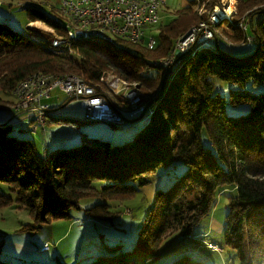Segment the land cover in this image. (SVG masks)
I'll return each mask as SVG.
<instances>
[{
    "label": "trees",
    "instance_id": "obj_1",
    "mask_svg": "<svg viewBox=\"0 0 264 264\" xmlns=\"http://www.w3.org/2000/svg\"><path fill=\"white\" fill-rule=\"evenodd\" d=\"M194 2L169 22L162 18L159 38L146 32L138 43L126 37L114 44L76 38L71 40L72 52L66 44L55 47L49 37L38 40L0 20L2 87L15 95L18 83L37 71L75 74L94 82L104 70H112L142 93L152 94L164 82L165 66L155 62L170 56L180 36L205 19L192 10ZM213 2L218 5L220 0ZM26 10L30 21H43L60 37L67 36L66 23L51 17L41 4L31 3ZM213 26V47L175 54L179 67L163 96L150 103L152 111L127 116L129 123L150 117L131 141L111 144L93 138L71 147L50 149L46 144L40 152L33 139L11 134L13 120L1 122L0 184L9 192L0 189V207L15 200L39 226L69 219L73 209L83 208V198L99 194L103 200L89 210L95 219L114 224L125 209L115 208L112 201L131 200L141 188L163 179L151 205H140L143 221L136 243L127 249L121 243L107 245L112 252L81 264H201L187 256L164 263L160 245L176 231L192 237L219 195L232 189L225 243L237 251L241 264H264V0H239L236 15ZM150 36L156 39L153 48L148 46ZM238 44H255L256 53L234 56L228 48ZM68 98L60 106L46 102L47 113H55ZM11 103L0 96V108ZM57 116L50 122L73 119ZM171 169L181 171L164 186ZM0 264L15 263L0 258Z\"/></svg>",
    "mask_w": 264,
    "mask_h": 264
},
{
    "label": "rangeland",
    "instance_id": "obj_2",
    "mask_svg": "<svg viewBox=\"0 0 264 264\" xmlns=\"http://www.w3.org/2000/svg\"><path fill=\"white\" fill-rule=\"evenodd\" d=\"M45 1L0 0V20L8 22L16 30L25 32L38 40L49 37L53 41L55 37H60L54 28L43 21H30L26 10L27 5L39 3L51 17L65 24L67 17L65 18L60 11L61 1L50 0L51 5L46 4ZM190 1L163 0L160 9L163 21L169 22L179 13V9L188 5ZM238 1L220 0L218 5H214L213 0H196L192 10L205 15L204 20L211 19L213 23H218L221 21L218 20V14H221L223 19L233 18L236 15ZM230 8L234 10L233 13L230 12ZM259 17L260 14L255 18V21ZM162 18L161 21L155 24L156 26H145L144 30L147 36L154 35L159 38L160 26L157 25L162 23ZM216 20L218 22H215ZM66 30L67 36H63L64 39L69 38L68 28ZM198 37L199 33H195V38L197 39ZM85 39L102 40L100 37H88ZM202 42L199 44H202ZM110 43L114 44V42ZM44 44L47 45L46 42ZM63 44H66L68 48L67 43ZM201 47L203 46L201 45ZM199 48L200 46L194 51ZM228 49L234 56L243 57L256 53L257 47L255 44L251 48L238 44L236 46L230 45ZM60 50L64 52L63 49ZM69 51L72 52L74 50L71 49ZM178 67L179 64L177 66L172 64L166 75L170 73L172 79ZM40 72L41 74L47 73V71L34 72L21 81ZM104 72L114 75V77L108 76L106 82L109 83L113 98L119 100L121 97L119 90L125 91L123 82L112 70H104ZM94 82L102 83V78ZM169 84L170 81L164 84V86L166 85L165 87L158 86L154 92L155 94L153 93L154 102L163 96ZM129 86L133 87L134 84H129ZM115 91H118L119 94H116ZM162 91L165 92L162 93ZM52 93L53 98L44 100L45 103L50 102L54 106H60L66 97H69L61 89H55ZM27 94L25 95L28 97ZM0 96L11 101H14L16 97L14 104H10L18 112L11 119L13 120L11 134L13 136L33 139L37 142L40 152H43L44 145L46 144L49 145L50 149L61 146L71 147L84 141L93 142V138H100L103 141H109L111 144L131 141L150 118L136 119L127 125H116L107 121H89L83 118L84 109L80 107L76 108L74 116L71 115L73 118L71 122L67 124L51 122L50 124L51 115L47 113L48 108H46V111H39L37 113L36 110H39V108L29 101L23 103L24 106H20L18 97L13 93H8L2 87L1 82ZM69 98H75L80 101L77 97L70 96ZM121 106L124 107L125 103L121 102ZM62 116H67V113H63V115L56 118ZM31 117L34 120L30 119ZM102 143L97 146H100ZM179 170L181 171V169ZM179 170L171 169L166 174L169 178L164 179L163 185L170 184L176 178V173L180 172ZM162 180L141 188L137 196L131 200L123 202L112 201L115 208L125 209V213L120 217V220H116L114 224L95 219L96 216L93 214V211L89 210L92 206L103 200L99 194L83 198V208L73 209L72 217L69 219L41 223L39 226H37L31 217L29 209L14 200V203L0 207V258L12 261L15 264H81L95 258L99 254L112 252L108 246L121 243V248H131L137 241L138 229L143 221L139 209L140 205L143 203L151 205V198ZM0 189L9 192V188L5 183L0 184ZM234 193L235 191L232 189H227L219 195L213 211L196 226L192 237H185L179 231L165 237L160 245L159 259L164 263H168L179 256H187L190 259L197 260L201 264H241L237 251L225 243L226 215L229 211V199ZM210 241L217 243L220 248L217 250L212 249L209 246Z\"/></svg>",
    "mask_w": 264,
    "mask_h": 264
},
{
    "label": "built area",
    "instance_id": "obj_3",
    "mask_svg": "<svg viewBox=\"0 0 264 264\" xmlns=\"http://www.w3.org/2000/svg\"><path fill=\"white\" fill-rule=\"evenodd\" d=\"M162 4L163 0H61L60 11L65 18L67 17L66 28H68L69 38L55 37L52 41L53 46L57 47L67 43L71 50V40L80 37H100L114 43L119 37H126L136 43L143 42L145 26L155 25L161 21ZM218 18L219 21L223 19L221 14H218ZM213 24L211 19H203L199 25L191 27L180 36L170 56L160 62H155L156 65L165 66L162 74L164 82H161L160 86H164L172 77L170 73L167 75L166 73L175 63V54L189 55L198 46L201 48V45L213 47L210 42L216 32ZM240 25L246 28L244 22ZM195 33H199L197 39ZM201 41H203L202 44H199ZM155 44V37L150 36L148 46L153 48ZM108 76L114 77L109 72H104L101 77L102 83H95L78 75L48 72L41 74L40 72L19 82L14 93L18 97L20 106H24L23 103L29 101L39 108L36 110L39 113V111H46L48 107L44 100L52 97L55 89H61L69 97L80 99L87 120L107 121L114 124H128L127 116L135 118L140 113V115H146L152 110H148V107L154 102V92V94H144L139 88L130 87L126 81L121 80L125 91L119 90L121 100L114 99L109 83L106 82ZM115 93L119 94L118 91ZM121 102L125 103L124 107L121 106ZM123 112L128 115L125 116ZM210 246L214 249L220 248L214 243H210Z\"/></svg>",
    "mask_w": 264,
    "mask_h": 264
},
{
    "label": "crops",
    "instance_id": "obj_4",
    "mask_svg": "<svg viewBox=\"0 0 264 264\" xmlns=\"http://www.w3.org/2000/svg\"><path fill=\"white\" fill-rule=\"evenodd\" d=\"M45 2H46V4L51 5L50 4V0H46ZM67 98L68 97H66V99ZM15 100H16V97H15ZM15 100L12 101V103L15 102ZM80 107H81V102L79 100H77L75 98H68V100L66 101L65 105L62 108H58L57 109L58 111L55 110V113H52L51 115L52 116H57V115H63V113H67V116H71V115L74 116V113L76 112V108H80ZM17 114H18V112L15 109H13L11 107V105L10 106H5V107H1L0 108V123L11 120ZM52 116L50 118H52ZM19 117H21V115H19Z\"/></svg>",
    "mask_w": 264,
    "mask_h": 264
},
{
    "label": "bare ground",
    "instance_id": "obj_5",
    "mask_svg": "<svg viewBox=\"0 0 264 264\" xmlns=\"http://www.w3.org/2000/svg\"><path fill=\"white\" fill-rule=\"evenodd\" d=\"M233 11H234V10H233L232 8H230V12L233 13ZM161 18H162V17H161Z\"/></svg>",
    "mask_w": 264,
    "mask_h": 264
}]
</instances>
